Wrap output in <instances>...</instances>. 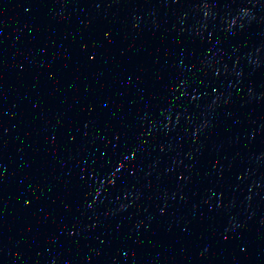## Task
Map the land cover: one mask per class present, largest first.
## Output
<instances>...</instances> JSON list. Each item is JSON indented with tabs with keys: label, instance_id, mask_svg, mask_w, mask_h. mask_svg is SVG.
I'll return each instance as SVG.
<instances>
[{
	"label": "water",
	"instance_id": "1",
	"mask_svg": "<svg viewBox=\"0 0 264 264\" xmlns=\"http://www.w3.org/2000/svg\"><path fill=\"white\" fill-rule=\"evenodd\" d=\"M0 264H264V0H0Z\"/></svg>",
	"mask_w": 264,
	"mask_h": 264
}]
</instances>
